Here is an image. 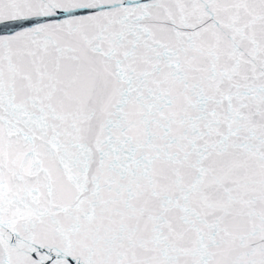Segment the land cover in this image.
<instances>
[{
	"label": "snow or ice",
	"instance_id": "obj_1",
	"mask_svg": "<svg viewBox=\"0 0 264 264\" xmlns=\"http://www.w3.org/2000/svg\"><path fill=\"white\" fill-rule=\"evenodd\" d=\"M0 264H264V0H0Z\"/></svg>",
	"mask_w": 264,
	"mask_h": 264
}]
</instances>
